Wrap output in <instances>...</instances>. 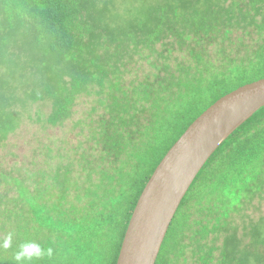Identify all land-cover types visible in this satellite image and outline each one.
I'll list each match as a JSON object with an SVG mask.
<instances>
[{"label":"trees","instance_id":"1","mask_svg":"<svg viewBox=\"0 0 264 264\" xmlns=\"http://www.w3.org/2000/svg\"><path fill=\"white\" fill-rule=\"evenodd\" d=\"M111 14L109 0H0V264H116L166 153L264 79V0H161L123 27ZM22 121L46 142L18 159ZM156 264H264V107L200 170Z\"/></svg>","mask_w":264,"mask_h":264},{"label":"water","instance_id":"2","mask_svg":"<svg viewBox=\"0 0 264 264\" xmlns=\"http://www.w3.org/2000/svg\"><path fill=\"white\" fill-rule=\"evenodd\" d=\"M263 107L264 79H261L223 96L186 129L144 187L116 264H156L171 223L200 170Z\"/></svg>","mask_w":264,"mask_h":264},{"label":"rangeland","instance_id":"3","mask_svg":"<svg viewBox=\"0 0 264 264\" xmlns=\"http://www.w3.org/2000/svg\"><path fill=\"white\" fill-rule=\"evenodd\" d=\"M112 2V8H113V14L112 17L107 18V21L109 24H116L120 27H123L125 23L131 19L134 18L138 12L141 10H147L151 7H155L160 4L161 0H109ZM170 47V46H169ZM176 46H174V49ZM173 49V48H172ZM173 57L177 56V54L173 53ZM93 99L92 97L88 96H82L79 99L78 105L76 109L79 111V117L85 116L86 113L89 111V103L88 101H91ZM206 106V103H202L200 108H204ZM38 107L34 106L31 108L28 112L32 116H34V111ZM42 113H45V110L48 109V106L41 107ZM208 109V108H207ZM41 128V124H37L34 122H28V121H22L21 127L18 130V132L11 137L12 145H13V152L14 154L18 155V159H23L26 155L30 154V151L39 146L38 141L46 142L45 136L38 133H41L42 131L39 129ZM51 135H57L59 134V130L57 131L56 128L51 129L49 131ZM78 137V136H77ZM178 215V223L177 226H175L174 231L177 230L179 227L181 228L184 223H186V217L183 213H179Z\"/></svg>","mask_w":264,"mask_h":264},{"label":"clouds","instance_id":"4","mask_svg":"<svg viewBox=\"0 0 264 264\" xmlns=\"http://www.w3.org/2000/svg\"><path fill=\"white\" fill-rule=\"evenodd\" d=\"M5 247H8L9 246V243L8 242H5V245H4ZM32 247H36V246H32ZM24 253H17V255H16V259H17V261H20V260H22L23 258H24Z\"/></svg>","mask_w":264,"mask_h":264}]
</instances>
